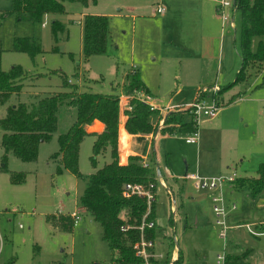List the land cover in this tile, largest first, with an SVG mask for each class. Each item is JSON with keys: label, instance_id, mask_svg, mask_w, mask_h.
<instances>
[{"label": "rangeland", "instance_id": "1", "mask_svg": "<svg viewBox=\"0 0 264 264\" xmlns=\"http://www.w3.org/2000/svg\"><path fill=\"white\" fill-rule=\"evenodd\" d=\"M157 1L160 0H97L95 3L89 1L87 5L67 1L64 12L49 14L42 21L32 22L18 20L14 14L7 13L11 0H0L1 67L8 70L18 64L29 76L57 70L65 73L69 77L68 82L77 83L80 89L119 93L122 74L127 68L130 71V63L134 60L138 64L140 78L153 94L155 103L172 107L193 103L199 88L214 84L221 87L232 81L241 62L239 11L226 9L233 14L234 26L228 22L224 28V52L219 65L221 16L209 2L166 0L167 4L161 0L169 9L168 25L175 33L176 41H159L151 47L147 46L142 40V30L146 26H164L160 18L152 16L150 6H154ZM132 7L135 9L132 10ZM200 8L206 13V19L211 10L218 16L216 39L212 41L208 59H199L194 61V66H187L185 61L177 59V52H180L177 49V19L186 21L191 12L197 16L196 12ZM83 12L108 16L111 31L108 52L92 56L88 61L83 59L80 49L79 20ZM132 14L138 18L135 19ZM54 19L65 26L57 40L51 31ZM14 37L35 39L43 52L31 58L25 52L12 51ZM260 38L253 39V49ZM113 44L118 49H114ZM75 72H78V76L73 75ZM263 72L253 75L247 82L238 83L226 93H240L243 100L224 111L223 127L214 126L213 121L210 124L205 120L198 123L199 140L196 143H187L184 138L186 134L171 135L159 142L161 169L165 177L167 163L174 174L173 184L167 181L174 192L171 194L170 188L163 184V177L157 180L155 244L165 254L181 252L182 260L175 264H215L217 254L223 249V240L219 238L218 227L214 222L211 192L195 188L190 174L207 178L230 173H235L237 177L253 176L259 159L260 162L264 161V154L255 157L258 149L264 150V128L260 130L264 124ZM201 76L209 80H202ZM31 77L24 79L20 93L13 94L6 103L0 105V118L5 115L9 105L31 102L35 96L63 90L59 73L41 75L35 79ZM125 95L123 92L121 96ZM211 100L210 96L205 99L207 104H212ZM126 101L130 103V99ZM222 105L221 100L219 106ZM125 106L126 103L122 104L123 110H120L123 115ZM184 110L188 114L185 112L183 119L194 122L193 113L187 108ZM166 112L159 113L158 117L157 113L151 116L153 126H164L165 117L170 113ZM75 116L76 109L72 105L63 103L59 106L57 129L52 138L40 146L38 157L33 162L22 161L11 152L5 154L0 145V264H112L110 249L102 238V227L88 212L83 211L78 224L70 230L60 228L49 218L51 215L58 217V209L65 214L79 209V197L86 186V176L96 169L89 160L92 145L90 137L83 139L79 150V170L85 178L68 171L57 174V163L50 159V155L58 150V135L72 125ZM1 133L0 129V137ZM137 142L140 146L147 145L143 138H138ZM108 153L106 151L98 156L97 167L110 160ZM241 159L244 161L240 162ZM230 170L233 172H228ZM11 171L24 172L25 181L12 183ZM225 186V199L232 197L236 203L232 220L248 223L264 221V190L252 197L246 188L236 191ZM232 231L250 244L258 242L242 228ZM231 240L232 235H229L227 242ZM231 248V251L238 252Z\"/></svg>", "mask_w": 264, "mask_h": 264}, {"label": "trees", "instance_id": "2", "mask_svg": "<svg viewBox=\"0 0 264 264\" xmlns=\"http://www.w3.org/2000/svg\"><path fill=\"white\" fill-rule=\"evenodd\" d=\"M78 2L87 5L89 1L97 0H11L7 13L14 14L18 20L32 22L42 21L46 14H57L65 11V2ZM233 8L240 13V68L236 72L233 81L220 87L213 94L217 103L221 104L222 94L232 86L247 82L253 75L264 71V0H235ZM65 30V26L54 19L51 22V31L55 40L58 34ZM109 17L103 14H85L81 24V54L88 61L92 56L106 54L110 45ZM255 37H261L252 48ZM12 51L25 52L31 58L43 52L40 44L31 37H14ZM0 49V105L6 103L13 94L22 91L24 79H35L41 75L59 73L63 90L35 96L31 102H18L9 105L6 113L0 118V145L4 153L11 152L16 158L33 162L38 157L39 146L42 142L49 141L57 129L59 106L63 103L72 105L76 109L75 120L72 125L57 137L58 150L50 155L56 165V173L62 174L68 171L77 177L85 178L79 170V149L85 136L93 137L91 145L90 163L93 172L86 176V186L79 197L81 211L88 212L92 218L102 227V238L108 244L111 253L112 264H141L143 259L136 254L134 244L140 240L141 232L138 229L142 217L146 211L147 203L143 197L133 195L126 198L123 191L125 182H139L144 185L153 183L156 190L158 180L154 166V158L151 157L149 166H143L138 155H130L128 162L121 164L118 155V137L120 123V102L118 93H103L89 89H80L77 83L68 82L69 77L57 70L48 73L28 75L21 65L14 64L8 70L1 67ZM72 56V55H71ZM78 76V72L73 74ZM264 77V72H263ZM210 88H199L197 95L209 94ZM136 90H149L140 78L135 67L127 71L122 85V91L126 95H134ZM131 109L125 111V130L130 134H148L161 132L162 134L183 133L188 134L196 130L195 123L189 119H183L185 110L170 112L165 117L164 126L159 130L153 126L151 116L157 113V109L150 107L133 97L130 100ZM95 119L104 124V129L88 131ZM121 140L127 139V134L121 129ZM108 151L110 160L97 167L99 155ZM125 154V155H124ZM127 152H122V160L125 161ZM5 157V156H4ZM5 159V158H4ZM6 169V167H3ZM256 176H241L234 181L237 189L246 188L252 197L264 190V162H260L256 169ZM10 181L18 184L25 181L24 172L10 173ZM155 199L151 203V210L147 220L154 221ZM51 221L57 223L60 228L70 230L74 226L68 213H61L58 217L49 216ZM129 228L122 230L121 226ZM144 236L154 240L155 226L145 227ZM248 251L231 252L226 254L225 264H251L247 260ZM178 262V261H177ZM8 262L7 264H9ZM152 264H161L151 259Z\"/></svg>", "mask_w": 264, "mask_h": 264}, {"label": "crops", "instance_id": "3", "mask_svg": "<svg viewBox=\"0 0 264 264\" xmlns=\"http://www.w3.org/2000/svg\"><path fill=\"white\" fill-rule=\"evenodd\" d=\"M164 1L166 2V0H164ZM198 1H200L202 3L209 2L214 7V10L217 13V10H216L217 6H216V3H215V0H198ZM155 3H154L155 5L161 4L162 6H164L165 10H164V13L160 14V15H155V14H153V11H152V16L160 18V20L164 24V26H162V25L158 26V27L146 26L145 30H142V33H143L142 40L147 44L148 47H151L152 44H154V43L156 44V42H159V41L162 42V43H164V42L174 43L176 41L175 33H172V27H171V25H168V20H170V17H169L170 16V12H169L168 7L166 5H163L161 0L157 1ZM155 5L153 6V4H152L150 6L151 10L154 9ZM147 7H148V5H147ZM134 9L135 8L132 7V10H134ZM88 13L95 14V13H92V12H83V13H81V17H80V20H79L80 37H81L82 18H83V16L85 14H88ZM46 15H49V14H46ZM196 15L197 16H195L194 12H191L190 16L186 19V21L184 19H182V18L177 19V49H179V51H180V52H177V59L185 61V63H187V66H194L195 65L194 61H197L199 59H203V60L208 59L207 58V54H208V52H209V50L211 48L212 41H214L216 39V32H217L216 25H217L218 16H216L215 12L213 13V10H211V12L208 15V18L206 19V13H204L203 8H200L196 12ZM131 16L135 17L134 14H132ZM137 18H138V16L135 17V19H137ZM220 19H221V17H220ZM165 24H167V25H165ZM227 24H228V22L223 24L222 19H221L222 27H221V30L219 31L220 32V36H219V39H218V41H219V45L218 46L220 48L219 49V54H218L219 65H221V59H222V55H223V52H224V32L223 31H224L225 26H227ZM132 36H134V34ZM111 43H112V40H111ZM114 45L115 44H113V48L114 49H118V47L116 45L115 46ZM80 49H81V47H80ZM95 56H98V55H95ZM131 60H132V58H131ZM130 65H132V66L135 65L134 67L137 69V71L140 74V70H139L138 64L136 65L134 63V60L130 63ZM128 69L129 68H127L123 72L122 77H121V81L119 83L120 85L118 84L119 85V87H118L119 88V93L118 94H120V96L123 93L122 92V85H123V82L125 80V75H126ZM201 79L202 80H209V79H205L203 76H201ZM259 85H261V83ZM259 85H256V87L259 86ZM234 86H232L231 88H233ZM112 88H114L113 85H112ZM147 88H148V86H147ZM231 88H229V89H227L226 91L223 92V94H222V103H223V105L220 107L219 112L217 113V115L215 117H212V118H206V117L201 118L200 122L207 120V121L211 122L210 124H212V121H213V125L214 126L218 125L219 127H223L225 125L224 121H223V118H224V115H225L224 111L228 107H231L236 102L243 100L240 97L241 96L240 93L226 95V93ZM148 94L151 96V99H150L151 102L153 104H156L154 99H153V96H152L153 94L150 92V90H149ZM156 106H157L158 110L160 111L159 112L160 114H162L165 111L173 112V111H178V110H184L185 109V106L172 107V108H169V109H165L167 106H163V105L156 104ZM127 109H128V107H127ZM167 112H166V114H167ZM159 113L156 114L157 117L159 116ZM184 113H183V116L185 115ZM186 113L188 114V112H186ZM125 116H126L125 114L124 115L120 114L119 137H118L119 162L121 164H125V163L128 162V158H129L130 155H138V156H141L143 159H146V161L150 164V162H151L150 159H151V157H153L154 158L155 169L157 168V166L160 169V175L157 174L158 179H162V177H163V179H162L163 184L166 187L170 188L169 191L172 194L174 191L171 189L172 187L169 186V185H170V183L173 184L172 180L174 178V174L172 173L170 167L167 166V163H166V166H165L166 176L164 177V175H163L164 172L162 171L161 165H160L159 142H160L161 139H163L165 137H170L171 135L176 136L177 134H183V133L162 134L161 132L157 131V132H151V133H148V134H139V133L138 134H130V133H128L125 130V127H124ZM263 128H264V124H262L260 126V130H263ZM86 129L88 131H98V132H100V131H102L104 129V124L100 120L95 119L90 125H87ZM121 129L123 130V132H125L127 134V139H125V140H121L120 139L121 136H122ZM85 137H90L92 139L91 140V144H92L93 137L90 136V135H87ZM138 138L145 139V141L147 142V145L146 146H140L138 144V142H137ZM198 140H199V138H198ZM82 142H83V140H82ZM82 142H81V144H82ZM42 144H43V142L40 144V146ZM225 145L227 146L228 144H225ZM40 146H39V148H40ZM124 148H125V151L127 152V156H126L125 161L122 160V152L124 151ZM263 151H264L263 149H258L257 152L255 153L256 154L255 157H258V156L264 154ZM243 161H244V159L240 160V162H243ZM260 161H261V159H259L258 164L260 163ZM262 162H264V161H262ZM229 168L230 167L227 166V170H229ZM231 171L232 170H230L228 172H231ZM190 175H192V174H190ZM256 175H257V173H255V175H253V176H256ZM238 177H241V175L238 176ZM167 181H170L169 185L167 184ZM156 185H157V183H156ZM226 186H228L230 189H233V190H236V191L240 190V189L235 188L234 182H233V184H229V185H226ZM231 196H233V195L231 194ZM226 201H227L228 204H230L232 202L235 203L232 197L231 198L228 197V200H226ZM235 211H236V209L231 210L229 212V216H228L229 224L238 225V224L248 223V222L239 221L237 219H233L232 220V214ZM230 218H231V222H230ZM154 222H155V237H154V244H155L156 227H157L155 219H154ZM238 228H240V227H233L229 231V235H232V240H231V242H229V251H231L230 250V246H232L231 249L238 250L237 253L242 252L244 250H247L248 251L247 260L251 264H264V242H263V240L261 238L252 236L253 239L258 241V242H256L255 244H250L247 240H242L239 237L238 234L233 233L232 230L238 229ZM242 229L244 230V228H242ZM256 244H258V245H256ZM155 250L159 251V252H163L162 250H160L159 248L156 247V244H155ZM231 252H233V251H231ZM175 256H177V261H178L177 263H179L182 260V253L181 252H179V253L175 252ZM251 260H253V261H251Z\"/></svg>", "mask_w": 264, "mask_h": 264}, {"label": "built area", "instance_id": "4", "mask_svg": "<svg viewBox=\"0 0 264 264\" xmlns=\"http://www.w3.org/2000/svg\"><path fill=\"white\" fill-rule=\"evenodd\" d=\"M217 2L216 10L218 11L219 15L221 16L223 24L229 22L231 26H234L233 23V14L231 15L228 11H226L227 8H232V12L235 11L233 8V0H215ZM164 6L161 4L155 5L153 9V14L160 15L164 13ZM134 67V66H132ZM220 89V85L214 84L210 88V93L208 95L205 94H196L195 101L193 103H190L185 106V108L189 109L193 113L194 123L196 125V130H194L192 133H188L185 135V141L187 143H196L199 138V133L197 130L198 123L200 122L201 118H212L215 117L218 113V110L220 109L219 104L216 102L213 94L218 92ZM210 96L212 104H207L205 99ZM121 102H120V108L122 104L126 103V106L124 109L127 110L131 109L130 104L126 100H131L133 97L137 98L138 100L146 103L150 109H158L155 104L151 102V96L144 92L143 90H136L134 95H125L120 96ZM126 98L125 100H122V98ZM172 108V106H167L165 109ZM123 108H121V111ZM157 130H159L161 127L156 126ZM141 164L143 166H149V163L146 161V159L141 160ZM193 178V185L197 189H207L211 192L210 197L212 201V211L215 216V224L218 227V236L223 240V249L221 253H218L216 256V263L215 264H225L226 260V254L229 250V243L227 242V238L229 236V231L233 227H240L244 228L246 233H248L251 236L261 238L264 242V221L263 222H257V223H243L238 225H231L228 222V216L229 212L231 210L236 209L235 203L228 204L223 193V187L227 184H233L235 179L237 178V175L235 173L229 174V175H220L213 178H207V177H201L198 175H191ZM155 188V185L153 183H150L149 185H144L139 182H125L123 184V195L128 198L133 195H137L139 197H143L146 200L147 208L146 211L142 217V221L140 225L138 226V229L141 232L140 240L137 241L134 244V249L136 251V254L140 256L143 259V263L141 264H152L151 259H155L159 261L161 264H175L177 261V256H175V253L173 254H165L163 252H159L155 250V244L154 240L147 239L144 236V229L145 227L152 228L155 226V222L153 220H147V215L149 214L151 210V203L155 199V192L153 190ZM60 214L64 213L62 210L58 209ZM82 213L81 209H77L73 213H69L73 220L74 226L78 224V221L80 219V214ZM20 227H22L20 225ZM129 226H121L122 230L128 229Z\"/></svg>", "mask_w": 264, "mask_h": 264}, {"label": "water", "instance_id": "5", "mask_svg": "<svg viewBox=\"0 0 264 264\" xmlns=\"http://www.w3.org/2000/svg\"><path fill=\"white\" fill-rule=\"evenodd\" d=\"M234 1H235V0H233V2H234ZM156 170H157V174L160 175V169H159L158 166H157Z\"/></svg>", "mask_w": 264, "mask_h": 264}]
</instances>
